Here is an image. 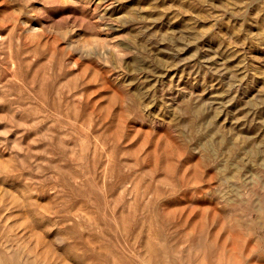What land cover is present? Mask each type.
Here are the masks:
<instances>
[{"label":"rangeland","instance_id":"obj_1","mask_svg":"<svg viewBox=\"0 0 264 264\" xmlns=\"http://www.w3.org/2000/svg\"><path fill=\"white\" fill-rule=\"evenodd\" d=\"M0 264H264V0H0Z\"/></svg>","mask_w":264,"mask_h":264}]
</instances>
